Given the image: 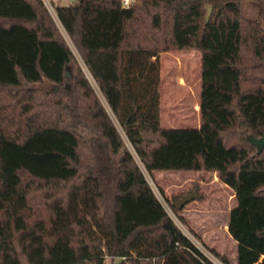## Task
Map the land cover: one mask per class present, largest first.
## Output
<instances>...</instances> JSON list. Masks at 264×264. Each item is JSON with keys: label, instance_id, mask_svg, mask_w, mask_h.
<instances>
[{"label": "trees", "instance_id": "16d2710c", "mask_svg": "<svg viewBox=\"0 0 264 264\" xmlns=\"http://www.w3.org/2000/svg\"><path fill=\"white\" fill-rule=\"evenodd\" d=\"M54 6L146 170L215 172L234 189V262L213 253L264 264V150L247 138L264 135V0ZM169 51L201 53L198 127L162 125ZM109 258L216 264L169 215L45 1L0 0V264Z\"/></svg>", "mask_w": 264, "mask_h": 264}, {"label": "rangeland", "instance_id": "374dc122", "mask_svg": "<svg viewBox=\"0 0 264 264\" xmlns=\"http://www.w3.org/2000/svg\"><path fill=\"white\" fill-rule=\"evenodd\" d=\"M49 1L51 5L48 4L47 6L51 14L83 65L102 102L114 118L115 123L124 136L126 147L135 155L169 215L216 264L224 263L213 253L212 249L228 255L231 258V263H233L236 241L229 233L228 223L230 211L236 204L234 189L222 182L215 172L157 170L151 175L146 170L56 15L55 4H77L79 0ZM248 11L251 12L252 10L248 8ZM160 72L162 125L177 128L198 127L200 124L201 100L200 52L175 51L163 53L160 57ZM46 86L53 87L51 84H46ZM79 131L88 140L94 141L95 136L88 128L80 126ZM196 189L200 198L190 201L179 210L174 207L176 198L192 193ZM106 264H112L110 258Z\"/></svg>", "mask_w": 264, "mask_h": 264}, {"label": "water", "instance_id": "95a60500", "mask_svg": "<svg viewBox=\"0 0 264 264\" xmlns=\"http://www.w3.org/2000/svg\"><path fill=\"white\" fill-rule=\"evenodd\" d=\"M212 15V5L209 4L208 5V12H207V21L210 20ZM66 76L69 77L70 73L68 71H66ZM246 125V124H244ZM248 140L257 147L258 149V153H261L264 150V135L261 137H256L253 134H248L247 135ZM196 198H200V195L197 191V189L195 191H193L192 193H188L183 195L180 198H176L175 202H174V206L178 209H181L184 205H186L187 203H189L190 201L196 199Z\"/></svg>", "mask_w": 264, "mask_h": 264}, {"label": "built area", "instance_id": "2783aa9c", "mask_svg": "<svg viewBox=\"0 0 264 264\" xmlns=\"http://www.w3.org/2000/svg\"><path fill=\"white\" fill-rule=\"evenodd\" d=\"M46 2V4H50L49 0H44ZM137 0H122V5L124 7H130L133 3H135ZM51 5V4H50Z\"/></svg>", "mask_w": 264, "mask_h": 264}, {"label": "crops", "instance_id": "0c3cea01", "mask_svg": "<svg viewBox=\"0 0 264 264\" xmlns=\"http://www.w3.org/2000/svg\"><path fill=\"white\" fill-rule=\"evenodd\" d=\"M169 52H175V51H169ZM184 52H193V51H184ZM196 52H199V51H196ZM163 53H167V52H163ZM163 53H162V54H163ZM162 54H161V55H162ZM200 54H201V53H200ZM160 57H161V56H160ZM199 126H200V124H199Z\"/></svg>", "mask_w": 264, "mask_h": 264}]
</instances>
